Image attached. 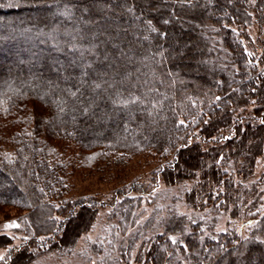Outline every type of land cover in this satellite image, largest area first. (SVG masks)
Segmentation results:
<instances>
[{
  "label": "trees",
  "instance_id": "1",
  "mask_svg": "<svg viewBox=\"0 0 264 264\" xmlns=\"http://www.w3.org/2000/svg\"><path fill=\"white\" fill-rule=\"evenodd\" d=\"M256 1L0 0V211L26 213L31 224L19 247L0 235L7 250L0 264L69 253L100 207H110L125 230L136 222L147 191L136 182L117 189L112 205L66 202L70 179L96 162L121 167L154 154L163 160L155 186L200 174L199 193L211 201L224 185L236 204L242 193L222 165L233 161L249 178L264 148V69L243 42L254 19L264 24V0ZM181 19L190 26L180 29ZM190 34L193 42L176 55L174 42ZM188 52L196 62H185ZM88 155L95 158L89 166ZM195 197L188 194L192 207ZM185 226V217L174 219L137 264H182L179 248L188 264H264V240H199L195 228L177 246L168 234Z\"/></svg>",
  "mask_w": 264,
  "mask_h": 264
},
{
  "label": "rangeland",
  "instance_id": "2",
  "mask_svg": "<svg viewBox=\"0 0 264 264\" xmlns=\"http://www.w3.org/2000/svg\"><path fill=\"white\" fill-rule=\"evenodd\" d=\"M249 3L255 6L257 1L249 0ZM252 14H255L254 11ZM118 15H122V12ZM253 22L255 23L245 30L250 41L243 39V42L249 56L261 60L259 69L262 71L264 69V61L261 58L263 57L264 60V24H257L256 19ZM177 26L180 29H186L190 26V22L181 19ZM166 30L170 32L169 29ZM120 38L123 39V37ZM193 40L192 34L185 39H177L174 42L177 45L176 55L186 52L188 41L193 42ZM193 54L191 56L188 52L184 58L185 62L188 61L187 59L196 62L195 52ZM187 72L191 78L196 77L198 73L195 65L190 66ZM254 108L256 105L248 107L246 114H250ZM210 159V155L205 157L206 162ZM94 160L93 155L86 156V165L93 164ZM162 162L159 156L145 154L129 159L121 167L102 161L79 171V175L69 181L66 202L74 203L81 198H88L98 204L112 205L117 189L131 186L133 182L145 186L147 188L145 200L137 213L136 222L125 230L124 225H120V218L111 219L113 210L110 207H100L92 230L81 237L69 253L43 255L30 264H137V256L145 247H148L145 244L156 235L166 233L167 226H170V223L178 217H185L186 226L181 232L168 234L177 246L185 245V237L193 233L195 228L200 233L199 240L206 237L218 239L220 236L236 234L245 244L264 240L262 237L264 148L263 154L256 160L254 174L249 178H244L238 173L239 165L233 161L227 162L225 167L222 165L223 172L232 183L234 190L242 193L236 204L229 201L228 189L224 185H220V189L216 187L213 189L211 201L209 196L199 193L202 183L200 174L196 180L175 187H168L162 181H159V186H155L154 175ZM191 192H196L197 207H192L189 202L188 194ZM223 205H227V208H223ZM56 207L61 210L64 205L61 202L57 203ZM233 211L237 212V218L232 217ZM2 212L0 211V235H9L14 240L13 245L19 247L23 242L24 231L31 229L30 219L26 213L19 215L13 208L3 209ZM73 223L74 221H71V224ZM7 225L14 226L7 227ZM178 251L177 259L182 264H188L183 260L180 248ZM6 255L7 250L0 249V256Z\"/></svg>",
  "mask_w": 264,
  "mask_h": 264
},
{
  "label": "snow or ice",
  "instance_id": "3",
  "mask_svg": "<svg viewBox=\"0 0 264 264\" xmlns=\"http://www.w3.org/2000/svg\"><path fill=\"white\" fill-rule=\"evenodd\" d=\"M262 123H264V121H262ZM12 226H14V225H7V227H12ZM3 259H4V257L0 256V260H3Z\"/></svg>",
  "mask_w": 264,
  "mask_h": 264
}]
</instances>
